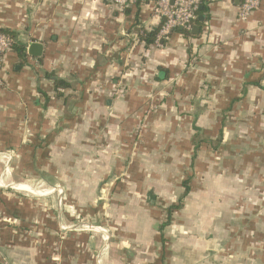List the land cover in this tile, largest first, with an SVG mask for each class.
<instances>
[{
  "label": "crops",
  "instance_id": "obj_1",
  "mask_svg": "<svg viewBox=\"0 0 264 264\" xmlns=\"http://www.w3.org/2000/svg\"><path fill=\"white\" fill-rule=\"evenodd\" d=\"M239 3L206 0L197 34L175 30L154 48L140 40L159 27L151 1L118 10L106 0H0V32L25 54L12 50L0 65V157L21 158V171L78 205L107 199L130 213L101 232L105 250L101 234L75 229L51 202L43 211L2 187L0 264H187L191 253L193 264H264V0L244 23ZM33 42L39 57L27 54ZM203 128L209 150L192 141ZM187 178L161 258L158 229ZM229 246L232 262L222 258Z\"/></svg>",
  "mask_w": 264,
  "mask_h": 264
},
{
  "label": "rangeland",
  "instance_id": "obj_2",
  "mask_svg": "<svg viewBox=\"0 0 264 264\" xmlns=\"http://www.w3.org/2000/svg\"><path fill=\"white\" fill-rule=\"evenodd\" d=\"M150 109L152 110L154 109V107H151ZM135 129L138 132V134L140 132L143 133L144 131L142 126H137ZM251 130L252 128H250V126H247V125H244V126L239 125V128H238L239 133L241 134L243 133L247 136ZM211 133H213V131L209 132L208 130L204 128L200 129L199 131L193 130L192 141H196L199 139L200 141L203 140L202 142L205 143L204 139L206 138L207 135ZM248 142L252 144L251 141H248ZM213 146L214 145H212L211 148H213ZM200 147L207 149V143L201 144ZM216 150L217 149H214L210 152L214 154L216 153ZM4 164H5V168L2 167ZM20 164H21V158L14 157V156L13 157L12 156L3 157V158L0 157V189L3 187L2 189H9L8 191L18 192L20 194H25L26 197L40 200L41 205L43 207V211H47L48 208H50V202H51V206H52L51 210H56L55 206H57V210L59 214H62L61 217L63 218L65 216L66 217L69 216V218L70 216L72 217L70 219H72V224H74L73 227L75 229L84 230L85 232L95 235V236L96 234L97 235L101 234V232H104V233L107 232V233L113 234V232L121 228V224L123 222H130L129 220L130 213L124 211L126 210L128 206L126 205L121 206V204L113 205L110 202H108L107 199H102L100 204L96 200L90 203V205H83V206L78 205L75 203V200L72 198L70 192H68L67 189L63 190L58 185H54L50 183L49 180L44 178L43 176H38V175L35 176L32 173L21 171ZM202 165L203 166H201V168H204L205 165L207 164L203 163ZM6 166L8 167L6 168ZM189 174H190L189 172L185 173V177H189ZM195 178L196 179L198 178L199 180V175L198 176L196 175ZM191 179L193 180V176H191ZM17 181L22 184H30L31 186L28 188L29 190H18L14 188L17 186H23L22 184H17ZM11 183H15V184H13L14 186H11L10 187L11 189H10L9 187H7V185H10ZM14 190H18V191H14ZM161 208H162V212L164 213V208L163 207ZM92 210H94V212L96 210H100V211L102 210L101 211L102 214L97 216V214L93 213ZM156 219H157V216H156ZM69 222L70 221H67L66 223L62 222V227H64L66 224H69ZM67 227L68 226H65L64 228H67ZM175 228L181 229V225L178 224L176 225ZM186 230H190V227H187ZM173 234L175 235V238H179V235H177L178 233L175 232ZM102 239L106 240V245H105V250H106V246L109 245V238L107 237L104 238L103 235L101 234L100 240ZM112 240H113L112 242H114L115 238L113 237ZM224 251L226 252V254L223 255L222 257L224 261L232 262V259H230L229 256L235 254L234 248L229 246L228 248H225ZM195 257L197 259V254L193 256V253L187 256V264L188 263L193 264L194 262H196L194 260ZM205 257L203 259H205ZM233 261H235V259H233Z\"/></svg>",
  "mask_w": 264,
  "mask_h": 264
},
{
  "label": "built area",
  "instance_id": "obj_3",
  "mask_svg": "<svg viewBox=\"0 0 264 264\" xmlns=\"http://www.w3.org/2000/svg\"><path fill=\"white\" fill-rule=\"evenodd\" d=\"M110 5L123 10L135 5L138 0H106ZM153 14L159 21L158 32L151 45L154 48L161 47V42L168 39L169 35L175 30H181L186 34L193 29L197 19L200 0H154ZM260 0H240L237 20L246 22L250 15L259 7ZM15 44L14 39L0 32V65L4 61L5 55L12 51Z\"/></svg>",
  "mask_w": 264,
  "mask_h": 264
},
{
  "label": "trees",
  "instance_id": "obj_4",
  "mask_svg": "<svg viewBox=\"0 0 264 264\" xmlns=\"http://www.w3.org/2000/svg\"><path fill=\"white\" fill-rule=\"evenodd\" d=\"M153 2L154 0H142V2ZM140 2L141 0H138L137 2V6L140 5ZM200 6L202 7L201 10H198L197 11V19L195 20L194 24L197 25V27H200L201 24H202V21H199L198 20V17L202 16L204 17V14L207 10V7H206V0H200ZM158 32V28H154L152 29L151 31L149 32H142L141 34V37H140V40L141 42H143V44L146 46V47H150L154 40H155V37H156V34ZM184 35H187L185 32H184ZM190 35V34H189ZM12 50L16 51L17 54L19 55V57L23 58L25 56L24 54V49H22L20 46L14 44L12 46ZM56 84L59 85V86H63V87H66V83L59 80V81H56ZM221 142V139L220 137H218L215 141H214V146H213V150L216 149V146ZM189 178H187L186 180L183 181L182 183V187H183V195L181 197V199L179 200V202L176 204V205H173V206H170L168 209H167V213H166V218H165V221L159 226V229H158V232L161 234L160 237H161V243H162V252H161V258H164V240H163V237H162V231L163 229L168 226L169 222H170V218H171V215L173 212L179 210L181 208V205L183 203V199L184 197L189 193Z\"/></svg>",
  "mask_w": 264,
  "mask_h": 264
},
{
  "label": "water",
  "instance_id": "obj_5",
  "mask_svg": "<svg viewBox=\"0 0 264 264\" xmlns=\"http://www.w3.org/2000/svg\"><path fill=\"white\" fill-rule=\"evenodd\" d=\"M201 6H199V10H201ZM199 21H203V17L200 16L198 17ZM198 33V28L194 27L191 31V34H197ZM42 51V46L38 43H31L29 44L28 48H27V54L31 57H39Z\"/></svg>",
  "mask_w": 264,
  "mask_h": 264
},
{
  "label": "bare ground",
  "instance_id": "obj_6",
  "mask_svg": "<svg viewBox=\"0 0 264 264\" xmlns=\"http://www.w3.org/2000/svg\"><path fill=\"white\" fill-rule=\"evenodd\" d=\"M23 189H26L25 187H23Z\"/></svg>",
  "mask_w": 264,
  "mask_h": 264
}]
</instances>
